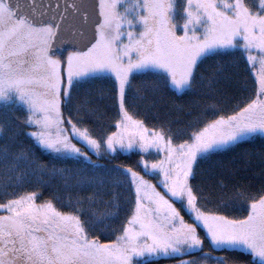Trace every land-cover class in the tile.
Instances as JSON below:
<instances>
[{
	"label": "snow or ice",
	"instance_id": "6c2138e0",
	"mask_svg": "<svg viewBox=\"0 0 264 264\" xmlns=\"http://www.w3.org/2000/svg\"><path fill=\"white\" fill-rule=\"evenodd\" d=\"M140 73L149 106L198 94L172 106L192 119L138 118ZM105 74L112 117L89 87ZM257 137L264 0H0V264H264V153L231 183L214 159ZM132 149L136 167L99 163ZM205 163L222 170L208 192Z\"/></svg>",
	"mask_w": 264,
	"mask_h": 264
},
{
	"label": "trees",
	"instance_id": "16d2710c",
	"mask_svg": "<svg viewBox=\"0 0 264 264\" xmlns=\"http://www.w3.org/2000/svg\"><path fill=\"white\" fill-rule=\"evenodd\" d=\"M207 63L211 64L213 63V61H208ZM111 79L112 78L109 74H105L96 79V81L91 86H89L92 95L97 99L101 107L105 109L108 117H112L115 115V110L111 107V101L107 99V96L110 94ZM155 81L156 76L153 73L136 74L135 79L133 80L134 88L132 90L131 95H135V86H140L142 87L144 95L146 97V100L139 101L138 107L135 108L137 117L140 119H144L149 126L158 123L160 119H170L172 121L171 127L174 130L182 128L189 119H192V116L188 115L186 112H177L173 110L172 106L174 104H187L192 99H200V96L196 93H193L191 95L177 97L176 95L172 94L171 91H164L162 93L164 97V102H157L154 106H149L152 100L157 99V97H155L151 91V85ZM17 115H21V113L17 112ZM89 123H91V121H89ZM20 139L25 145H29L31 143L29 138L25 137L23 134H21ZM261 153H264V139L257 137L254 140L242 142L239 146L235 147L231 151H228L223 155L216 156L214 157V159L221 161L224 164L229 165V168L234 169L233 174L228 176L229 182L231 183L234 180H249L253 178L258 179V174L261 169V165L259 163V156ZM36 154L37 156H40L41 160L48 161V157L46 155H41L38 149L36 150ZM152 156L155 157V152L152 153ZM93 159L95 160L97 159V157L93 156ZM139 159V152L133 150L129 153L118 152L114 154V158L100 159L99 163L106 165L108 168H111L117 164L130 165L136 167ZM246 160L251 162L246 165ZM200 168L202 171L200 172L197 177V180L194 181V183L201 184L204 187L205 192H208L215 186L216 181L219 178V172L222 170L219 169V167L217 166L216 172H210L208 171L209 165L207 163L201 164ZM225 175H228V173L225 172ZM42 191L44 198H47L51 194L52 189L44 187ZM117 191L123 192V189H117ZM121 215H123V213H121ZM201 234L203 235V233ZM205 243L208 242L205 241ZM207 250L208 249L206 248L205 251ZM212 255L214 257H229L230 260H236L238 264H245L248 259H251V257L248 256L246 253L234 251L217 250L214 251ZM152 263L160 262L159 260L147 261V264ZM209 264H213V262L209 261Z\"/></svg>",
	"mask_w": 264,
	"mask_h": 264
},
{
	"label": "rangeland",
	"instance_id": "374dc122",
	"mask_svg": "<svg viewBox=\"0 0 264 264\" xmlns=\"http://www.w3.org/2000/svg\"><path fill=\"white\" fill-rule=\"evenodd\" d=\"M133 150L138 152L137 149H132V150H129V151H121V152L129 153V152H131ZM177 206L179 207V205H177ZM183 214L184 213L182 212V215ZM185 218L188 219V216L185 215ZM184 258L186 259V257H184ZM144 259L146 260V262L147 261H150V260H159V262H160V263H152V264H177V259H179V258H177V259H156V258H148V257H145Z\"/></svg>",
	"mask_w": 264,
	"mask_h": 264
}]
</instances>
